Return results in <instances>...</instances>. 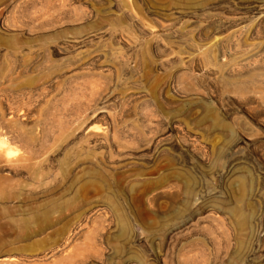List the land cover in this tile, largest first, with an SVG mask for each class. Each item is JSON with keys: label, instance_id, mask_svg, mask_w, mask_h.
I'll return each instance as SVG.
<instances>
[{"label": "rangeland", "instance_id": "1", "mask_svg": "<svg viewBox=\"0 0 264 264\" xmlns=\"http://www.w3.org/2000/svg\"><path fill=\"white\" fill-rule=\"evenodd\" d=\"M32 1L0 0V48L13 38L120 30L127 12L147 24L151 31L134 53L107 36L101 41L130 67L140 60L132 79L125 69L115 84L100 69L103 59L89 74L66 68L69 78L56 86L42 117L53 119L59 137V127L85 108L107 107L122 128L133 126L137 146L142 133L154 144L149 161L115 172L90 158L75 170L65 148L70 139L62 140L50 181L0 174L9 177L0 186V255L15 264H262L253 241L256 218L264 221V0ZM49 18L62 26L30 30ZM153 36H168L176 55L195 51L196 61L160 69ZM214 38L225 39L220 49L242 80L255 75L244 95L206 70L201 51ZM95 86L112 94L92 99ZM94 123L101 132L104 120Z\"/></svg>", "mask_w": 264, "mask_h": 264}, {"label": "bare ground", "instance_id": "2", "mask_svg": "<svg viewBox=\"0 0 264 264\" xmlns=\"http://www.w3.org/2000/svg\"><path fill=\"white\" fill-rule=\"evenodd\" d=\"M37 1L46 6L55 2L34 0ZM125 15L128 20L120 24V30L106 29L102 34L94 32L83 37L66 35L61 39L42 36L26 37L23 40L13 38L6 47L0 48V174L13 177L24 174L37 185L50 181L55 177V154L59 153L57 144L69 139L65 146L71 147L68 164L75 170L88 158L92 159L90 164L98 169L115 172L129 168L135 161H149L154 140L142 133L141 146H137L136 137L132 133L133 126L131 132L122 128L117 111L112 112L107 107L95 110L85 108L79 116L75 115L70 122L59 127V137L53 119L42 117V110L56 86L62 79L69 78V72L63 71L66 68L74 67L89 74L103 59L100 69L112 76L115 84L122 79L125 69L128 70L129 78H133L141 65L140 60L133 58L134 64L130 67V60L121 56L119 51H106L101 45L107 36L116 44H124L132 53L135 52L132 50L136 47L135 43L151 30L143 20L129 12ZM34 22H31L29 28L33 33L40 31V34L55 30L63 24L50 18ZM28 36L32 35L28 33ZM170 40L168 36L164 40L158 36L152 37L154 49L157 48L161 53L157 67L164 69L178 62L184 68H190L196 61V52L182 51L176 55L169 46ZM224 41L222 38H214L205 46L201 51L205 52L204 66L212 73L221 74V82L228 91L244 95L256 77L250 74V79L242 80L245 74L233 71L232 60L226 59V54L220 49ZM57 56L63 57L64 61L56 63ZM92 88V99H103V95L110 92L105 86ZM129 93L128 98L134 97L132 91ZM98 116L104 120L101 132L96 130L94 123ZM7 176L0 177V186L9 181ZM255 228L254 250L259 254L258 262L264 264V245H258L259 241L264 240V221L256 218ZM15 260L12 256L0 255V264H15Z\"/></svg>", "mask_w": 264, "mask_h": 264}]
</instances>
